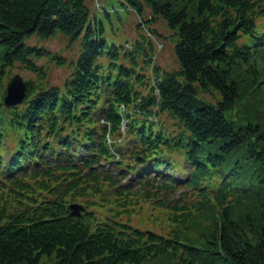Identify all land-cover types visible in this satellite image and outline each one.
Wrapping results in <instances>:
<instances>
[{
    "label": "trees",
    "instance_id": "1",
    "mask_svg": "<svg viewBox=\"0 0 264 264\" xmlns=\"http://www.w3.org/2000/svg\"><path fill=\"white\" fill-rule=\"evenodd\" d=\"M121 2L175 30V69L155 29L110 43L88 0H0V264H264V0ZM58 35L80 42L62 85L49 63L66 59L28 41ZM15 68L35 77L9 107ZM145 209L172 228L122 217Z\"/></svg>",
    "mask_w": 264,
    "mask_h": 264
},
{
    "label": "rangeland",
    "instance_id": "2",
    "mask_svg": "<svg viewBox=\"0 0 264 264\" xmlns=\"http://www.w3.org/2000/svg\"><path fill=\"white\" fill-rule=\"evenodd\" d=\"M173 1V0H169ZM89 6L91 7L92 12H95L100 16L106 28L105 36L110 43H116L118 45H131L138 38H142L144 33L146 36H150L151 29H155L160 35L150 36L154 38L153 40L155 46V52H157V58H155L156 63L159 64L166 70L175 69L178 64L176 62V52L175 44L177 42V37L174 34L175 30L168 27L166 22L162 19H158L155 23L149 25L147 29L139 28L138 23L141 22V18L134 10L127 11L125 7L121 4V0H94L89 1ZM187 4H190L188 2ZM191 5V4H190ZM104 7V8H101ZM105 9H107L109 16L106 14ZM150 16V9L146 8V17ZM146 24V23H145ZM29 43L45 47L54 54L58 53L63 58L66 59L64 65H57L56 61L49 63L50 68V82L52 84H63L65 79L71 72V62L76 60L80 54V42L76 44L68 45L67 39L63 35H58L55 38L48 40H42L37 37H32L29 40ZM14 74L19 72L25 80L35 77V74L26 69L15 68L13 70ZM13 74V75H14ZM8 93V92H7ZM254 101L253 97H246L242 102V105L245 107L250 103L254 107L261 105V102L258 104L252 103ZM243 107V108H244ZM107 168H111L116 173L118 169L115 166L107 165ZM129 180L124 179L122 183L127 184ZM78 202L84 206L86 205L83 201L77 200L71 203ZM70 203V204H71ZM107 208V207H106ZM129 215H123L122 217L130 220L135 227L141 228L143 231L149 232L154 229L157 231H162L164 233L168 232L172 225L167 222L166 216H160L157 218L156 214H152V210L145 209L139 210L135 213L133 211L128 213ZM214 245V244H212ZM213 248V246L211 247ZM208 250H210L208 246ZM209 260H214L218 264H227L225 259L221 257L217 252L209 251V254L205 253ZM56 258L54 256L42 255L39 264L53 263ZM20 264V263H15ZM120 264H188L187 261L182 262L179 256L170 255V256H148L139 263L135 262H121Z\"/></svg>",
    "mask_w": 264,
    "mask_h": 264
},
{
    "label": "water",
    "instance_id": "3",
    "mask_svg": "<svg viewBox=\"0 0 264 264\" xmlns=\"http://www.w3.org/2000/svg\"><path fill=\"white\" fill-rule=\"evenodd\" d=\"M28 91V81L23 78V76L17 72L9 80L7 84V94L5 96L6 106H14L23 103L26 98ZM71 214L75 216H80L82 214V209L84 206L78 202L69 204Z\"/></svg>",
    "mask_w": 264,
    "mask_h": 264
}]
</instances>
